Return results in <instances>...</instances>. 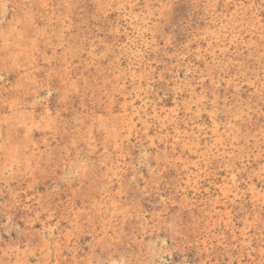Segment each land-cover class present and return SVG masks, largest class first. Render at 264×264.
Instances as JSON below:
<instances>
[{"label":"rangeland","instance_id":"obj_1","mask_svg":"<svg viewBox=\"0 0 264 264\" xmlns=\"http://www.w3.org/2000/svg\"><path fill=\"white\" fill-rule=\"evenodd\" d=\"M0 264H264V0H0Z\"/></svg>","mask_w":264,"mask_h":264}]
</instances>
